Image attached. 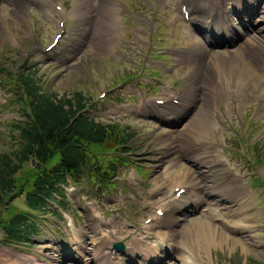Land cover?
Wrapping results in <instances>:
<instances>
[{"label": "rangeland", "instance_id": "374dc122", "mask_svg": "<svg viewBox=\"0 0 264 264\" xmlns=\"http://www.w3.org/2000/svg\"><path fill=\"white\" fill-rule=\"evenodd\" d=\"M33 1L0 0V153H10L16 146L12 128L25 120L12 75L26 67L34 71L44 92L57 97L80 93L91 103L85 110L89 116L126 128L133 137L126 147L125 164L116 168L110 185L98 189L87 176L76 185L68 184L64 206L56 204L48 213L35 215L36 233L27 244L6 246L0 231V264H59L63 258L61 264H73L70 257H79L70 243L77 241L83 254L78 264H86L96 249L93 241L102 236L106 241L94 264H108L110 252H115L111 246L118 242L138 251L133 260L127 251L125 257L117 256L121 264H143L147 256L152 261L149 258L159 259L160 253L167 255L168 251L175 256L162 264H186L185 258L191 264H264V47L257 48L264 46L259 44L264 36L256 38V32L239 36L238 43L218 47L215 51L220 54L200 60L195 56L199 49H190L194 36L181 24L178 7L172 6L178 0H50L49 7ZM196 2L203 3L199 15L208 18L207 8L214 0ZM234 10L233 6L226 8L233 20L239 18ZM220 14L223 18L224 12ZM258 15L256 27L264 30V2ZM235 24L237 30L241 26L250 29L246 19L241 26ZM249 40L255 47L250 48L248 42L245 46ZM212 60L220 66L236 64L234 68L244 72L243 83L231 82L224 91L220 89L214 81ZM165 95L181 98L182 104L191 101L189 118L162 124L142 119L140 113L150 107L140 110V102L162 100ZM207 118L206 128L197 124L192 130L190 121ZM185 151L191 156L202 152L210 156L208 161L215 166L198 170L209 174L206 184L212 194L206 200L210 196L221 199L218 209L203 203L189 213L179 212L194 191L187 190V184L169 193L172 186L157 180L156 186L163 190L152 196L157 176L165 181L173 170L189 166ZM31 165L28 161L17 173L21 183L28 178ZM167 166L170 169L165 171ZM180 188L185 200L173 206L174 218L164 225L152 223L154 231H150L170 236L178 232L179 236L165 243L156 235L151 239L142 226L148 225L150 214L163 218L156 207L164 212L161 205L166 202L162 200L170 194L177 198ZM1 207L2 221L11 213L28 210L18 191ZM205 219L213 222L214 242L192 257L186 244L181 253L177 246L182 248L187 241L189 224ZM84 232L92 239H85ZM161 244L167 254L163 249L156 254L152 251V246ZM82 245L86 252L80 249Z\"/></svg>", "mask_w": 264, "mask_h": 264}, {"label": "trees", "instance_id": "16d2710c", "mask_svg": "<svg viewBox=\"0 0 264 264\" xmlns=\"http://www.w3.org/2000/svg\"><path fill=\"white\" fill-rule=\"evenodd\" d=\"M13 77L25 120L12 128L16 146L0 153V213L14 191L23 194L28 210L0 218V230L4 244L25 245L36 233L35 215L48 213L54 204L64 206L61 199L68 183L76 185L87 176L98 188L110 184L122 162L121 156L110 154H126L133 133L89 116L85 109L90 102L80 93L57 97L44 92L29 67ZM28 161V178L21 183L17 173Z\"/></svg>", "mask_w": 264, "mask_h": 264}, {"label": "bare ground", "instance_id": "6f19581e", "mask_svg": "<svg viewBox=\"0 0 264 264\" xmlns=\"http://www.w3.org/2000/svg\"><path fill=\"white\" fill-rule=\"evenodd\" d=\"M33 1V0H32ZM39 3H42L44 6H48L49 7V5H50V0H39L38 1ZM190 2H192L191 0H178V3L177 4H180L179 6H183V4L184 3H190ZM199 6H201V5H199ZM226 8L227 7H225V6H223L222 5V7L220 8V10L218 11L219 13H221V12H224V16H223V18L218 22V24L217 25H213L212 24V26H215L216 27V29H218V30H222V31H224V30H226V35H228V36H231V34H232V32H233V30H234V27L233 26H231V23H234V20L230 17V14L228 15V13H226ZM234 14H236L237 15V17H239L238 19L240 20V18H241V12L239 11V10H234ZM206 15H207V17L208 18H202L200 15H198L197 17H196V19H197V23L195 24L196 26H199V25H204V24H208L209 22H210V20L211 19H215L216 18V15H217V13L216 12H213L212 10H210L209 9V7L207 8V12H206ZM204 19H207V21L206 20H204ZM264 21V20H263ZM187 22H189V20L187 21ZM247 24V23H246ZM253 29L251 30L253 33H257V37L256 38H258V37H263L264 36V30H261V29H259V27H255L254 25H253V27H252ZM195 29L197 30V32H198V29L196 28V27H194L193 29H192V31L194 32V33H196L195 32ZM260 32H262V34H260L259 35V33ZM244 35H248L249 34V32H247V31H245L244 30ZM205 36V35H204ZM204 36H201L200 35V39H198L196 36H194V40H193V43H192V46L190 47V49H195V48H197V49H199V51H200V60H201V58H213V56H214V51H212L211 52V50H210V46H208V44L210 43V39H206V38H204ZM249 37V36H248ZM255 38V37H254ZM248 40V39H247ZM250 40H252V39H250ZM250 40L248 41V43H249V46H251V47H255V46H253V44L254 43H250ZM254 40V39H253ZM257 40V39H256ZM263 40H264V37L261 39H259V44H264L263 43ZM256 42V41H255ZM258 44V43H257ZM256 45V44H255ZM264 46H258L257 48L259 49V48H263ZM253 50V49H252ZM251 51V50H250ZM232 53V52H231ZM216 54H220V53H216ZM247 56V55H246ZM215 61H217V60H215ZM212 63H213V67H212V69H214L212 72H213V77L215 76V79H214V81H215V84L220 88V89H223V91H224V88H226L227 86H228V84H237V85H240V84H242L243 83V81L245 80V78H244V72L240 69V71H238V69L237 68H234V66L233 65H236V64H233V62L232 63H230V65H223V66H220L221 64H216V63H214V60H212ZM222 64H227V63H222ZM229 64V63H228ZM216 67V68H215ZM238 67H239V65H238ZM240 68H242L241 66H240ZM238 77V78H237ZM236 79V80H235ZM213 81V82H214ZM232 82V83H231ZM244 83H246V82H244ZM225 85H227L226 87H224ZM229 85V86H230ZM237 85H235V86H237ZM223 87V88H222ZM243 87V86H242ZM217 88V87H216ZM218 89V88H217ZM227 89V88H226ZM226 91V90H225ZM220 92V91H219ZM166 97H169V95H167ZM172 98H174V95H172L171 96ZM150 106V100H147L144 104H143V107L144 108H147V107H149ZM164 106H166V105H164ZM167 106H171V105H167ZM176 109V108H175ZM188 112H189V109H185L184 108V111L183 112H181L182 114L181 115H178L179 117H183V115H187L188 114ZM203 112V111H202ZM165 115H166V117H169V113H164V114H159V117H158V119H164L165 118ZM198 115H200V114H198ZM197 115V116H198ZM195 118V117H194ZM170 119V118H169ZM182 119H184V118H180V119H177V120H179V121H181ZM193 119V118H192ZM191 119V120H192ZM171 120H176V119H171ZM198 121H199V119H198ZM190 122H192L194 125H193V128H192V130L195 128V127H197V124H200V126L201 127H205L206 128V124H207V122H208V118L207 119H205V120H200V122H195L194 120L193 121H190ZM212 124V123H211ZM190 125V124H189ZM189 131V130H188ZM191 131V130H190ZM209 144V142H207V145ZM213 148H215V145H213V147H208V149H213ZM197 151H198V149H197ZM186 155H188V157H190V163H189V166H185L184 167V165H183V167H180L179 168V170H176V171H174L173 170V172L170 174V175H168L167 177H166V179H165V181H163V180H161V178L159 177V176H157L156 177V181L154 180V182H155V186H154V189L152 190V192H151V194H152V196H156L159 192H161V190H163L162 188L163 187H159V186H156V182H158V181H161V182H165V184H169V185H171L172 186V188L170 189V191H172L174 188H177V187H179V184H181V186H183V185H185V184H187L188 186H187V190H189V189H194V191L192 192V194L189 196V199L187 200V201H185V203L182 205V207L179 209V212H181V213H189L191 210H193V208H194V206L197 204V205H201V204H203V203H208V205L209 206H212V205H217L218 207L216 208V209H218L219 208V204H217V203H219V202H221V199H218V198H212L211 196H210V198H211V200H209V201H207L206 199L208 198V194L210 193V194H212V192L209 190V185H207L206 184V181L208 180V179H210V177H209V174H206L205 173V170H202V171H199L198 170V167H212V166H215V165H211L210 163H209V161H208V159L210 158V156L206 153V152H202L200 155L202 156V157H200V155H198V154H196V155H194V156H191V155H189V153H186V151L184 152ZM209 164H210V166H209ZM161 167H162V169H164L165 168V166H163V163L160 165ZM187 167H188V169H187ZM167 170H165V171H168L169 169H170V167L168 168V166H167V168H166ZM170 172V171H169ZM165 173V172H164ZM195 176V177H194ZM192 177H194V179H190V178H192ZM160 179V180H159ZM196 179L199 181L200 179H202V180H204L205 182L203 183V184H201V183H198L197 181H196ZM158 180V181H157ZM166 180H168V181H166ZM192 182V183H191ZM162 186V185H161ZM215 188V187H214ZM214 190V189H213ZM178 194V193H177ZM176 196V195H175ZM171 197L172 196H170V195H167V197L165 198V200H162V201H165L166 203H163V205H161V206H163L164 207V213H163V218H158V216L156 217V216H153V214L151 215L150 214V216H149V218H150V221H149V223H147L148 225L147 226H142V229H144L145 231H147V233L148 232H150V231H154V226L152 225V223H159V224H165V223H167V222H171V219H170V217L171 218H174V216H172V210H173V206H176L177 205V202H180L179 200H177L175 197H173V199H171ZM180 198H182L183 197V194L182 195H180L179 196ZM192 197H196L194 200H193V202H194V204L193 203H191V198ZM169 198V199H168ZM179 198V199H180ZM184 200H185V197H184ZM161 202V201H160ZM156 204H158V202L156 201V202H153V204H152V206H155ZM158 206V205H157ZM156 210H160V208H157L156 207V209H155V211ZM212 213L213 212H211V214H209V215H211V217H212ZM240 215V214H239ZM238 215V216H239ZM161 217V216H160ZM239 218H241V217H239ZM242 219V218H241ZM245 219H247V218H245ZM240 221V220H239ZM196 223H192V224H189L190 225V227H189V229L186 231V239H187V241H185V242H183L182 243V248L181 247H178L177 246V248H179V250H181V253L183 252V251H185V249H184V247H185V244H186V247L188 248V249H190V255H191V257L193 256V254L195 253V252H199L200 250H203V249H205V248H207V247H210V245L214 242V226L212 225L213 224V222L212 221H208L207 219H205V221H202V222H200V220L199 221H195ZM245 222V221H244ZM203 223H205V224H203ZM233 223V222H232ZM238 223V222H237ZM240 223V222H239ZM235 225H236V223H235ZM235 228V227H234ZM232 229V228H231ZM238 229V228H237ZM177 231V230H176ZM183 231V230H182ZM184 231V232H185ZM222 232V231H221ZM94 234V233H93ZM179 234L180 233H178V232H172L171 233V236L168 234V233H163V232H159V233H151L150 232V234H149V237H151V239L152 238H155L156 239V236H157V239H160L161 241H162V243H165V241L166 242H168L169 241V238L171 237V238H174V237H177V236H179ZM154 235H156V236H154ZM221 237H223L224 235L223 234H221L220 235ZM219 236V237H220ZM84 237H85V239L87 238V240H88V238L89 239H92V237L93 236H91V235H88V234H86L85 232H84ZM220 237V238H221ZM224 239V238H223ZM105 237H99L97 240H94L93 241V244H96V249L94 250V252H92L93 253V259L94 258H96L97 256H98V254H99V252H100V250H101V248H103V245H104V243H105ZM155 241V240H154ZM94 242H96V243H94ZM88 243V242H87ZM84 244V243H83ZM136 245H138V244H136ZM139 246H141V245H139ZM81 250H83V252H86L87 251V247H85L84 245H82L81 246V248H80ZM151 249H152V251H154L155 252V254H156V252H159V249H163V250H165L166 248H165V246L164 245H159L158 246V248H157V245H154V246H152L151 247ZM158 249V250H157ZM125 251H127L128 252V254H129V258L131 259V260H133L134 258V255L133 254H135V252L137 251V249L135 248V247H132V246H129V245H125ZM141 250L139 249V252H140ZM168 251V250H167ZM138 252V251H137ZM180 253V254H181ZM161 254V257L162 258H159V260H158V262L157 263H151V261H146L145 263H143V264H159V261L161 262V264L163 263V262H165V260L164 259H167V258H171L172 256H175V255H172V256H170L171 254H170V252L168 251V255H164V254H162V253H160ZM132 255V256H131ZM63 256V255H62ZM109 263L110 264H121V262H120V260L119 259H117V256H110L109 257ZM177 259H179V258H177ZM66 260V258H63V259H60V260H58V262H59V264H61L62 262H64ZM28 263L27 264H33V263H35V262H30V261H27ZM57 262V263H58ZM183 262L184 263H186V264H191L190 262H189V258H185L184 260H183ZM126 263V262H125ZM89 264H93V261H91Z\"/></svg>", "mask_w": 264, "mask_h": 264}]
</instances>
